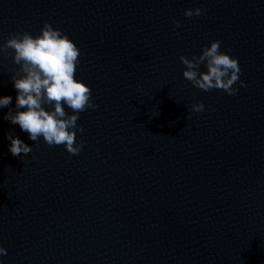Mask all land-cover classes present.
I'll list each match as a JSON object with an SVG mask.
<instances>
[{"label": "water", "instance_id": "obj_1", "mask_svg": "<svg viewBox=\"0 0 264 264\" xmlns=\"http://www.w3.org/2000/svg\"><path fill=\"white\" fill-rule=\"evenodd\" d=\"M45 21L80 49L98 108L79 114L75 155L0 109L4 264H264V0H0V44ZM217 39L238 59L236 95L182 75L179 57ZM7 133L32 151L14 157Z\"/></svg>", "mask_w": 264, "mask_h": 264}, {"label": "clouds", "instance_id": "obj_2", "mask_svg": "<svg viewBox=\"0 0 264 264\" xmlns=\"http://www.w3.org/2000/svg\"><path fill=\"white\" fill-rule=\"evenodd\" d=\"M206 13L199 7L185 9L184 15L192 17ZM179 27V21H173ZM11 50L13 62L18 68L11 76L16 90L15 107H10L13 97L0 96V109L8 108L4 119L18 125L28 139L38 142L41 138L49 146L63 145L70 155L83 149V142L77 141V132L83 127L77 124L80 112L98 105L92 100L90 87L75 76L79 64L80 49L61 29L44 22L39 34L28 31L10 33L0 52ZM185 66L182 75L191 84L205 92L213 89L223 90L228 95H236L238 89L233 85L239 80L238 59L221 50V41L212 40L203 45L199 55L191 58L179 57ZM206 70H201V66ZM241 87L244 82L240 81ZM191 110L199 113L205 110L203 101L191 104ZM70 109L71 111H66ZM8 151L14 157L27 155L32 146L19 136L6 134ZM7 249L0 246V257ZM0 264H4L0 259Z\"/></svg>", "mask_w": 264, "mask_h": 264}]
</instances>
